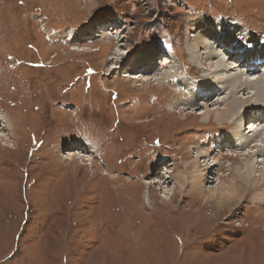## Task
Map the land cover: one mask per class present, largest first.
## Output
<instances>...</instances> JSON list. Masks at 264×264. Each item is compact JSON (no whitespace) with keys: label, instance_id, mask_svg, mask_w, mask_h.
Here are the masks:
<instances>
[{"label":"rangeland","instance_id":"rangeland-1","mask_svg":"<svg viewBox=\"0 0 264 264\" xmlns=\"http://www.w3.org/2000/svg\"><path fill=\"white\" fill-rule=\"evenodd\" d=\"M199 12L263 48L264 0H0V264H264L262 181L210 197L253 167L208 147L223 99L196 110L159 74L163 54L210 70L188 50ZM152 53V73L127 68Z\"/></svg>","mask_w":264,"mask_h":264},{"label":"bare ground","instance_id":"bare-ground-1","mask_svg":"<svg viewBox=\"0 0 264 264\" xmlns=\"http://www.w3.org/2000/svg\"><path fill=\"white\" fill-rule=\"evenodd\" d=\"M199 13V15L193 18V20H196V25L194 23L195 27L192 29L196 31V33L191 34L192 42L190 43L188 50H191L190 52L194 50L197 51L199 61L201 60L210 63V70L204 75H201V78L194 77L192 75L193 71L197 72V70L187 62L185 56L182 54L179 56V60L181 61H179L181 63L180 67H176L168 62L169 64H167V68H169L166 69L165 67V70L159 74L162 79H166L169 83L170 81H172L173 85L176 83L177 86H175L179 88V91H186L187 94L190 93L189 102H193V104L190 105L195 107L196 110L202 106V104L199 106L195 104L194 101L197 99L203 100L207 96L203 105H206L208 101H211L215 97H218L215 102L223 99L222 102H224L225 108H222V111H217L214 119L218 123H222L227 119L226 115L229 113V118L227 120L232 124L227 127H230L232 131L227 130L224 137L220 135L222 138H219L218 132H216L215 139L211 145L208 144V147L210 146L215 150L220 147L217 151H221L222 149L231 152L237 151L238 153L234 155L245 154L252 159L251 163L253 164V167L248 166L245 178L243 175L237 173L238 180H235L236 183H230L226 186H218L213 190L214 192L211 193L210 197H214L215 208L222 209L224 208L223 206H225V208L228 207L231 202L242 196L243 192L248 187V180L252 181L249 188H253L258 183L259 179L262 181L260 185H264V45L262 46V49H254L241 56L240 54H237L240 52L241 48L238 43L235 42L237 41L236 39L244 40L246 44H251L253 42L249 39L246 40L243 34L237 30L236 25H227L218 21L211 23L202 17V12ZM108 28L109 27H107V29ZM91 29V27L86 25L82 31L84 33H89ZM227 46L228 50L225 51ZM231 50L235 53H231ZM155 55L156 54L152 53L150 56L141 55L136 58L133 56L134 58L131 67L127 68H131L132 70L139 69L138 71L143 72L145 71V68H147L148 72H151L153 66L150 67V63L151 59L156 57ZM238 60L241 62L238 63ZM259 63L261 64L257 66ZM261 65L263 68L260 67ZM118 73L121 74L123 71H119ZM157 83H161V80L157 79ZM238 89H243L244 91L251 90L252 97L258 102L252 105L255 106V109L252 108L250 112H245L244 110L242 111L243 107H237L238 103L241 101L239 102L233 93H237ZM227 98H230L231 100L226 104L225 99ZM256 107L259 109H256ZM237 112L239 117L232 118ZM210 115L211 113L209 110L202 111L203 119L209 118ZM220 128L223 129L226 127L222 126ZM208 147H205L207 149H203V151L211 154L212 150L209 151ZM258 163L263 165L260 170L255 169V167H259L257 166ZM209 166L213 169L216 167V164L214 162L208 163L206 167ZM171 172H173V170ZM254 173L257 175L256 178L254 177ZM201 174L200 177H202ZM200 177L198 181L195 180L191 189L197 191L195 187L199 186L201 180ZM165 181L166 180L164 179L161 183H165ZM256 197L252 196V199H255Z\"/></svg>","mask_w":264,"mask_h":264}]
</instances>
